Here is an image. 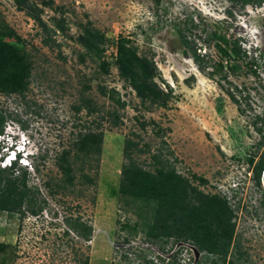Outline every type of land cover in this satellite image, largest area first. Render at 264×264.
<instances>
[{"label": "rangeland", "instance_id": "obj_1", "mask_svg": "<svg viewBox=\"0 0 264 264\" xmlns=\"http://www.w3.org/2000/svg\"><path fill=\"white\" fill-rule=\"evenodd\" d=\"M32 4L20 10L14 0H0V23L21 37L18 45L33 62L24 95L0 94V110L8 116L4 135H15L7 149L0 148V171L12 179L26 172L31 192L21 212L0 211V264H195L192 244L150 240L141 226L125 228L141 223L139 204L126 203L119 193L128 139L139 144L133 158L147 170H154L158 157L202 192L229 200L236 229L227 259L202 253L199 264H264L263 174L258 184L254 172L264 159V0ZM86 28L105 36L108 73L78 42ZM214 33L231 42L230 49L237 42L245 54L232 58L236 72L218 42L208 41ZM122 38L154 62V81L169 94L166 102L143 103L120 77ZM198 54L205 56L201 64ZM89 131L104 134L101 153L77 157L78 136ZM66 150L73 185L59 167ZM77 220L93 227L90 239L72 228Z\"/></svg>", "mask_w": 264, "mask_h": 264}, {"label": "trees", "instance_id": "obj_2", "mask_svg": "<svg viewBox=\"0 0 264 264\" xmlns=\"http://www.w3.org/2000/svg\"><path fill=\"white\" fill-rule=\"evenodd\" d=\"M20 10L33 9L30 0H14ZM244 4L253 3L254 0H231ZM262 0H258V3ZM49 6L50 3L43 2ZM35 19L48 32L49 29L36 16ZM58 30L63 31L60 23H56ZM52 33V32H51ZM216 40L218 51L222 58L230 64L232 71L236 72L239 66L232 64L233 59L245 56L242 49L234 42V47L223 36L212 34L208 41ZM21 37L10 27L0 23V94L5 96L24 95L30 85L32 77L33 62L25 49L18 44ZM78 42L84 47L88 55H94L100 61V67L104 73L109 72V62L105 61L104 49L101 45L106 43L105 36L100 32L91 29H84L79 36ZM130 40L122 38L117 44L116 65L120 77L132 87L137 97L145 103L147 100L154 102H166L169 94L154 81L156 67L154 62L145 56H139L137 48L129 46ZM186 46H189L186 40ZM194 53L196 51L194 50ZM208 57V56H207ZM204 57L196 55V60L200 62ZM209 60V58H208ZM252 65H256L253 61ZM224 67V62H220L216 71ZM226 77H224L225 79ZM112 94L116 92L111 91ZM104 95H109L105 90ZM232 99L237 103L235 95ZM120 107H124L125 102L118 100ZM79 111L81 108H76ZM92 113V110H90ZM8 116L0 110V134L4 132L5 123ZM22 122V121H21ZM120 118L115 115L114 126H119ZM23 125V124H22ZM145 127V124H143ZM25 128V125H23ZM261 133L262 130L258 129ZM104 134L93 131L79 134L75 149L77 157L99 155L102 150ZM139 151V144L133 140H126L124 147V157L128 161L123 165L119 193L122 199H127L139 204L138 217L141 223L133 227L126 225L132 231L137 230V226L142 227V231L150 240L168 242L174 239L177 243L184 242L196 246L200 252L227 259L230 245L232 243L236 224L233 222L234 211L229 200L219 194H207L194 186L190 179L183 177L175 168L167 165L157 157V166L154 170H147L136 163L133 153ZM71 150H66L60 158L59 167L65 176L66 183L73 185L74 177L69 160ZM156 158V157H155ZM254 163V158L249 160ZM255 179L260 184L261 176L264 172V159L256 166ZM88 183L93 184L94 180L86 178ZM202 185L207 180L195 176ZM31 192L27 186V173L24 172L21 178L12 179L5 174V170L0 171V211H5L10 215L21 212L24 203ZM30 203V201H28ZM32 204V203H30ZM33 213L35 211L33 210ZM78 234L88 240L93 235V227L77 220L72 224ZM5 250V245L0 244V251ZM88 264V262H86ZM199 264V263H197Z\"/></svg>", "mask_w": 264, "mask_h": 264}, {"label": "clouds", "instance_id": "obj_3", "mask_svg": "<svg viewBox=\"0 0 264 264\" xmlns=\"http://www.w3.org/2000/svg\"><path fill=\"white\" fill-rule=\"evenodd\" d=\"M5 128V127H4ZM21 131V129H18V131H17V134H19L18 132H20ZM11 135V136H10ZM10 135L9 136H7V137H5V135H4V132L2 133V134H0V148L2 149V150H5V149H7V147L8 146H4L5 144H9V139L10 140H13V139H15V138H13V137H15V135L13 134V133H10ZM4 140V141H3Z\"/></svg>", "mask_w": 264, "mask_h": 264}, {"label": "water", "instance_id": "obj_4", "mask_svg": "<svg viewBox=\"0 0 264 264\" xmlns=\"http://www.w3.org/2000/svg\"><path fill=\"white\" fill-rule=\"evenodd\" d=\"M262 184L264 186V173H263V176H262ZM180 244H185L186 245L187 243L180 242L179 245ZM192 249L194 250L195 255H196V262H195V264H197L199 262V259H200L201 255H202V252H200V250L196 246H194V245L192 246ZM173 255H174V253L171 256H169V257L171 258Z\"/></svg>", "mask_w": 264, "mask_h": 264}]
</instances>
